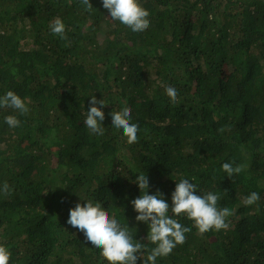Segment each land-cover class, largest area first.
I'll return each mask as SVG.
<instances>
[{
	"label": "trees",
	"instance_id": "1",
	"mask_svg": "<svg viewBox=\"0 0 264 264\" xmlns=\"http://www.w3.org/2000/svg\"><path fill=\"white\" fill-rule=\"evenodd\" d=\"M0 264H264V0H0Z\"/></svg>",
	"mask_w": 264,
	"mask_h": 264
}]
</instances>
